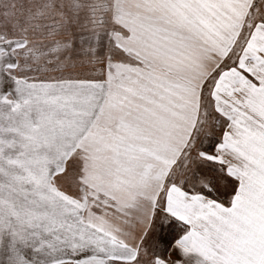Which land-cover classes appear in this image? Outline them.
Instances as JSON below:
<instances>
[{
    "label": "snow or ice",
    "instance_id": "1",
    "mask_svg": "<svg viewBox=\"0 0 264 264\" xmlns=\"http://www.w3.org/2000/svg\"><path fill=\"white\" fill-rule=\"evenodd\" d=\"M0 264H264V0H0Z\"/></svg>",
    "mask_w": 264,
    "mask_h": 264
}]
</instances>
